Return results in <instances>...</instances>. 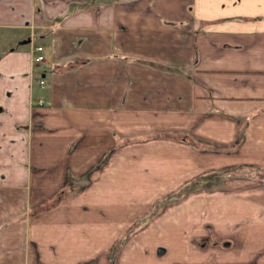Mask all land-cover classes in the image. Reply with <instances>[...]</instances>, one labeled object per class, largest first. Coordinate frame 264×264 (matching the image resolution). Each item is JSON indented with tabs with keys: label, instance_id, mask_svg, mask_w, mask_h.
Returning <instances> with one entry per match:
<instances>
[{
	"label": "crops",
	"instance_id": "1",
	"mask_svg": "<svg viewBox=\"0 0 264 264\" xmlns=\"http://www.w3.org/2000/svg\"><path fill=\"white\" fill-rule=\"evenodd\" d=\"M155 131L237 145L214 155L261 167L264 206V0H0V264H42L31 238L58 240L59 253L75 239L69 255L87 256L88 238L70 228L79 197L47 199L124 158L125 137ZM45 201L52 214L31 217ZM226 250L180 264H264V249ZM168 251L129 264H170Z\"/></svg>",
	"mask_w": 264,
	"mask_h": 264
},
{
	"label": "rangeland",
	"instance_id": "2",
	"mask_svg": "<svg viewBox=\"0 0 264 264\" xmlns=\"http://www.w3.org/2000/svg\"><path fill=\"white\" fill-rule=\"evenodd\" d=\"M141 136V139L121 138L124 158L117 160L115 156L97 161L93 174L73 184L75 191L65 195L59 192L47 199L56 202L61 197L63 200L79 197L68 209L74 222L70 228L75 235L83 231L81 234L88 238L89 249L81 248L88 255L74 256L79 250V241L75 239L68 241L59 253L58 240H46L37 247L31 238V248L41 251L33 259L42 264H129L144 256L165 259V255L157 254L162 247L169 250L173 259L168 263L180 264L187 263L191 254L207 249L230 250L221 252L226 260L236 248L264 249L261 167L244 163L227 165L230 161L226 157L214 155L228 153L237 145L222 147L189 134L165 131ZM153 138H170L175 146L188 145L191 152L175 149L171 153L164 144L151 146L147 141ZM107 166L109 171L104 169ZM49 201L33 209L31 217L40 215V218L44 212L52 214L54 205H44ZM80 220L83 222L79 223ZM65 226L58 224L54 230L50 225V228L53 234L61 231V235ZM183 233L185 238L178 239ZM89 242L93 247L91 254ZM254 256V262L258 263L257 254Z\"/></svg>",
	"mask_w": 264,
	"mask_h": 264
},
{
	"label": "built area",
	"instance_id": "3",
	"mask_svg": "<svg viewBox=\"0 0 264 264\" xmlns=\"http://www.w3.org/2000/svg\"><path fill=\"white\" fill-rule=\"evenodd\" d=\"M35 62H43L45 60L44 47L42 45L35 46ZM38 82L41 86L45 85V79L38 74Z\"/></svg>",
	"mask_w": 264,
	"mask_h": 264
},
{
	"label": "trees",
	"instance_id": "4",
	"mask_svg": "<svg viewBox=\"0 0 264 264\" xmlns=\"http://www.w3.org/2000/svg\"><path fill=\"white\" fill-rule=\"evenodd\" d=\"M120 139H121V138H119V137L117 138V140H120ZM183 141H186V139H185V138H183Z\"/></svg>",
	"mask_w": 264,
	"mask_h": 264
}]
</instances>
